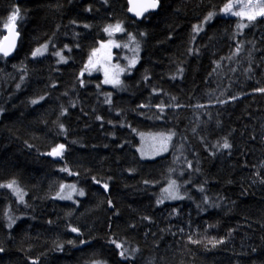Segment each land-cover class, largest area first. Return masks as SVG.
<instances>
[{
	"label": "trees",
	"instance_id": "1",
	"mask_svg": "<svg viewBox=\"0 0 264 264\" xmlns=\"http://www.w3.org/2000/svg\"><path fill=\"white\" fill-rule=\"evenodd\" d=\"M127 1L0 0V43L19 9L17 49L0 54V185L24 193L0 187V264H264V16L160 0L137 20ZM117 23L140 48L121 90L85 71ZM150 132L171 150L142 160ZM173 180L183 198L158 203ZM63 182L86 195L56 199Z\"/></svg>",
	"mask_w": 264,
	"mask_h": 264
},
{
	"label": "rangeland",
	"instance_id": "2",
	"mask_svg": "<svg viewBox=\"0 0 264 264\" xmlns=\"http://www.w3.org/2000/svg\"><path fill=\"white\" fill-rule=\"evenodd\" d=\"M262 2H264V0H262ZM228 3H231L233 5V8H232L233 12L243 10L246 13V15L243 16V18H247L248 14H252L254 11L259 10V5L256 4V0H253V5H255V7L248 5V0H230ZM224 6L221 9H219L215 13V15H220V16H225V17L236 16V15H232L230 13L223 12L222 9L224 8ZM213 16H212V18H213ZM257 17H259V16H257ZM212 18L210 20L205 21V23L211 21ZM122 33L123 32H115V33H113V35L111 37L108 35L109 39L107 40L106 43H104L105 47L100 46L97 49L98 51L95 52V55L93 56V54H92V56H91L96 67L92 68L91 65H88L89 71H87V72H99V73H101L103 75V80H105V71H107L109 79L116 78L117 74H119L118 78L121 82L119 86H114L112 84H108L109 86H111L117 90L122 89L123 76L126 75L127 73L132 72V70L134 69L135 65L137 64V62L139 60V58H137L138 55L140 57V52H139L140 48L138 49V52L134 53L132 51V49H135L137 47V44L133 40H130V37L129 38L124 37V40H122L123 43L118 40V36L121 35ZM110 40L112 41V44H109ZM114 44H120V45L123 44V46H122L123 53L121 56H123L122 58L124 59V61H120V62L115 61L114 50L117 47H114L113 46ZM125 44H127L128 47H124ZM41 48H43V47H41ZM47 52H48V47H47V51H45L43 53V55L46 54ZM43 55H38L36 57L43 56ZM132 59H136V60L138 59V60H137L136 64L129 69V61ZM119 69H125V71H123L121 73V72H119ZM168 136H171V139H168L167 138ZM172 139H173V136H172V134H169V133H153V132L140 133L139 134V144L136 147V150L138 152L139 157L142 160H153V159H156L158 157L164 156L170 152L171 145H172ZM141 153H143V155H141ZM72 184H75L76 189H77L76 192L72 193V199L71 200L60 199L57 196V193L60 192L61 186L62 185L64 186V191H63V193H61V195H66L68 192L71 191V189L68 187V185H72ZM169 185H170V182L167 186L164 187V189L169 188ZM176 185L178 186V194H179V196H181V193L179 190V185L177 182H176ZM81 189L84 191V193L86 195V191L83 188L79 187L76 183L63 182L60 185V188H59L58 192L56 193L55 198L58 200H61V201L77 203L80 198H83L85 196V195L84 196L78 195V192ZM164 189H163V195H164ZM165 200L177 201L179 199H165ZM96 262H100V264H107L104 261H93L90 264H96Z\"/></svg>",
	"mask_w": 264,
	"mask_h": 264
},
{
	"label": "snow or ice",
	"instance_id": "3",
	"mask_svg": "<svg viewBox=\"0 0 264 264\" xmlns=\"http://www.w3.org/2000/svg\"><path fill=\"white\" fill-rule=\"evenodd\" d=\"M105 2H107V0H105ZM129 2H131V0H129ZM158 3H159V0H152V2L149 3V4H147L146 6H144L141 11H136V15L137 16H141V15H143V12L148 11L149 8H153V9L156 8L158 6ZM256 4L259 5V10L258 11H254L252 14H248L247 15V19L249 21L255 20L257 18V16H264V2H262V0H256ZM248 5L255 7V5H253V0H248ZM232 8H233V5L231 3H228V4H226L224 6V8L222 9V11L225 12V13H230L232 15L241 16V17H243V16L246 15V13L243 10L233 12L232 11ZM89 10H91V9H89ZM130 11H135V9H130ZM18 14H19V9L17 8L12 13L11 17L9 18L10 21L14 22L16 20L17 16H18ZM212 16H213V13H209L208 16L206 17V21L207 20H210L212 18ZM5 27L7 28L8 26L5 25ZM13 27H14V24H13ZM85 27H87V25ZM195 30L199 31V28L197 27ZM124 31H125V29L119 23H117L115 25H108L107 27L104 28V32L108 33V35L110 37L115 32H124ZM15 35L18 36L19 33L17 32V33H15ZM129 36H130V40H133V41L135 40V37L131 36V34H129ZM4 39L5 40H8V37L5 36ZM109 44H112V41L111 40L109 41ZM113 46L114 47H117V48L121 47L120 44H114ZM47 47H48L47 45H44L43 48H37L35 51H33L31 53V55L33 57H36L38 55H43V53L45 51H47ZM101 47H105V45L103 44V42H101ZM124 47H128V45L125 44ZM14 48H15V40L14 39L11 41L10 44H7V45H5L3 43H0V54H2L4 57H7V56H9L11 54V52L14 50ZM138 49H139V45L137 44V47L135 49H132V51L135 53V52H138ZM96 51H98V50H94L93 51V56L95 55V52ZM237 51H239V48L237 49ZM55 55L59 56L61 61L66 62V58L63 55H61V53L57 52V53H55ZM136 62H137L136 59L130 60L129 61V69L132 66H134L136 64ZM88 65H91L92 68H95L96 67V65L93 62V59H92L91 56L89 57ZM88 65H85V71H89ZM123 71H125V69H119V72L122 73ZM118 75L119 74H117L116 78L109 79L108 78V73H107V71H105V80H104V83L105 84H112L114 86H119L121 82H120V80L118 78ZM81 76H83V72L81 73ZM17 87H19V85H17ZM259 91L264 92V89H259ZM41 99H43V97H41ZM36 102L37 101H35V100L33 101V103H36ZM108 102L109 103L111 102L110 98H109ZM161 110H163V109H161ZM98 119H100V117H98ZM60 127L63 128V125H60ZM167 138L168 139H171V136H168ZM221 147L224 148V149H228V148L231 147V145L228 143V141H227L226 138L224 140V143L221 145ZM64 148H65V145L60 144V145L57 146V148H54L52 150V152L49 153V155H52V156H61L62 155V150ZM141 155H143V153H141ZM190 166L191 165H189V167ZM15 183H16L15 181H12V182H10V183H8L6 185H0V187H7L9 189H12L15 192V194L19 197L20 201H23L24 200V193L18 187H15V188L13 187L15 185ZM68 187L71 189V191L68 192L66 195H61V193H63V191H64V186L63 185L61 186L60 192L57 193V196L60 199H68V200H71L72 199V193H74V192L77 191L76 185L75 184H72V185H68ZM103 187L105 189H107L108 188V185L107 184H104ZM201 190H203V189H201ZM78 195L79 196H84L85 193L81 189V190H79ZM182 198L183 197L179 196V194H178V186L176 185V182L175 181H172V182H170L169 188L164 189V195L157 202L158 203H163V201L165 199H182ZM109 203H111V201H109ZM9 221H10V223H9L8 226L9 227H12V224L15 221L13 220V218L11 216L9 217ZM71 231L78 233L79 232V229L73 227L71 229ZM192 242L193 243H199V241H192ZM222 242L223 241H217L215 239L209 241V243H211L213 246H215L218 243H222ZM69 243H72V241H69ZM82 243H83V241H82ZM112 243L115 244V247L116 248L121 249V251L119 252V255L121 257L127 258L126 255H125L126 252H127V249H125L123 247V244L117 243L115 240H113ZM0 251H3V248H0ZM96 264H100V262H96Z\"/></svg>",
	"mask_w": 264,
	"mask_h": 264
},
{
	"label": "water",
	"instance_id": "4",
	"mask_svg": "<svg viewBox=\"0 0 264 264\" xmlns=\"http://www.w3.org/2000/svg\"><path fill=\"white\" fill-rule=\"evenodd\" d=\"M151 2H152V0H131V2H129V0H128V14L130 16H132L133 18H136L137 20H141L145 16H147L148 14L157 12L160 8V5H161L160 0L158 3V6L156 8H154V9L149 8L148 11L143 12V15H141V16L136 15V11H141L144 6H146L147 4H149ZM130 9H135V11H130ZM13 24H14V27H13ZM17 29H18V26H17L16 21L11 22L9 25V28L7 29V32L5 34V36L8 37V40H5L4 39L5 36H4L2 41H1V43L7 45V44H10L13 39L15 40V48L11 52V54L7 57H11L12 55H14V53L17 49L18 40H19V35L18 36L15 35V33L18 32Z\"/></svg>",
	"mask_w": 264,
	"mask_h": 264
},
{
	"label": "bare ground",
	"instance_id": "5",
	"mask_svg": "<svg viewBox=\"0 0 264 264\" xmlns=\"http://www.w3.org/2000/svg\"><path fill=\"white\" fill-rule=\"evenodd\" d=\"M128 2V1H127ZM128 8V7H127ZM127 10V9H126ZM128 24V23H127ZM127 28V27H126ZM126 78V77H125ZM161 159V158H160ZM149 162V161H148ZM184 169V168H183Z\"/></svg>",
	"mask_w": 264,
	"mask_h": 264
}]
</instances>
